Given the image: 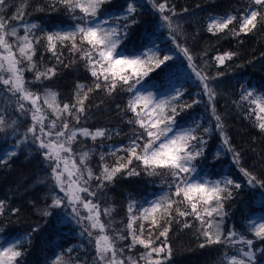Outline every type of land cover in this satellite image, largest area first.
Listing matches in <instances>:
<instances>
[{"label": "trees", "instance_id": "obj_1", "mask_svg": "<svg viewBox=\"0 0 264 264\" xmlns=\"http://www.w3.org/2000/svg\"><path fill=\"white\" fill-rule=\"evenodd\" d=\"M129 2L132 0H107L100 13H112L122 27L126 23L122 17ZM135 2L136 23L127 29V37L120 47L126 53H135L143 46L153 44L159 47L161 57H172L145 77V83L156 89V92H162L165 87L167 89L174 83L182 87L183 95L176 101L179 112L176 116L177 126L192 124L196 127L198 124L200 127L197 135L203 136L206 141L204 154L194 162L197 173L214 177L225 174L242 185L238 190L233 188V197L224 201L223 210L227 213L223 220L224 234L234 230L248 239H254L256 263L263 262L264 240L255 239L247 230V223L258 210H264V188L249 186L240 168L264 181V132L256 127L254 115L247 116L250 105L241 102L240 97L245 89L264 93V22L258 23L247 34L235 35L232 30H239L240 16L246 10H251V0H167L168 8L174 9L176 14L173 16L167 10L164 14L172 16L174 27L179 26L176 32L170 34L169 28L161 20V13L153 8L152 0ZM21 8L22 19L13 20L12 17ZM256 9L264 13V7L256 6ZM75 15L81 14L77 10ZM226 15H234L237 20L223 32L214 34L208 31V24L213 16ZM0 16L10 21V27H17L19 35H24L25 25L37 24L39 27L33 31L40 37L53 32L58 25L79 22L56 0H5V4L0 5ZM133 35L137 36L135 40L132 39ZM173 35L176 37L175 43ZM45 44L46 40L41 39L36 45L33 59L41 71L54 68L55 75L50 79L37 80L35 72L25 71L27 87L41 96L45 90L56 92L61 106L65 103L71 105L75 103L77 84L85 85L84 91H87L88 88H94L95 78L91 76L85 60L80 58V53L70 51V45L58 48L57 55L61 61L58 62ZM177 44L180 45L179 48ZM182 48L188 49L197 70L210 78L208 82L216 93L211 104L204 94L200 80L189 68V61ZM227 52L235 55L219 64L215 57ZM131 96L132 93L126 90V86L118 88L111 95L102 88L94 89L85 100V112L79 123L69 117L72 126L76 128H87L93 132L105 129L109 133L95 141L90 137L78 136L72 146L73 158L77 162L80 152L89 153L88 166L95 175H100L101 154H104V163L113 165L116 157L110 153L127 146L134 137L135 125L128 123L132 113L126 111ZM179 105L191 107L181 109ZM212 105L222 118L223 130L230 145L239 153V164L234 162L233 153L224 146L221 133L215 127ZM25 107V112L17 111L16 97L0 85V115L4 116L8 124L16 121L13 127L0 132V159L6 161L0 163V201L4 203L0 214V245L8 239L24 237L19 245L23 255L17 258L18 264H53L57 256H63L62 264H97L94 242H90L87 234L83 233L82 225L64 221L71 207H51L53 193L58 196L64 194L55 188L51 180V168L42 155L43 150L33 143L31 134L27 133L32 120L31 113L27 112L30 107L27 102ZM204 128H210V131L204 133ZM26 135L28 139L24 141ZM16 143H20L15 151L17 155L9 158L6 155L7 149ZM218 147L221 148L220 154L215 153ZM117 155L126 156V153L120 151ZM129 168H135L140 174L129 176L127 171H123L111 183H106L103 189L97 191L95 198H88L99 202L102 209L113 210L110 216L102 215L101 219L108 225L109 235L121 234L128 237L117 240L118 248L124 250L123 257L130 256L139 261V264H145L139 259L146 251L143 246L136 244L129 248L132 239L126 227L128 205L135 201L138 207H145L157 191L167 188L171 195L174 188L169 187L172 182L170 176H148L136 160H133ZM97 183L98 181L92 180L90 188L96 190ZM44 211H48L50 215H43ZM81 214L86 215V212L81 209ZM184 222H189L192 226L186 228L183 226ZM84 223L87 224L86 221ZM139 223L137 221L134 225L137 230ZM144 223V237H148L151 228L154 240L164 227H168V247L158 256L153 254L154 258L162 260V264H228L231 256L240 257L239 249H246V245L239 243L206 244L205 238L199 234V221L193 216H177L170 225L166 219H162L159 227H152L149 222ZM164 242L165 237H160L154 246ZM201 244L205 246L201 247ZM168 248L171 250L170 255Z\"/></svg>", "mask_w": 264, "mask_h": 264}, {"label": "snow or ice", "instance_id": "obj_2", "mask_svg": "<svg viewBox=\"0 0 264 264\" xmlns=\"http://www.w3.org/2000/svg\"><path fill=\"white\" fill-rule=\"evenodd\" d=\"M56 2L72 13L74 20L79 21L71 30H57L40 37L33 31L39 26L31 24L24 26V35H19L17 27H10V21L0 16V85L16 97L17 111H26L25 102L30 105L27 112L31 113L32 125L28 127L27 133L31 134L33 143L44 150L42 155L51 168V180L55 188L64 194L58 196L53 193L51 207H71L76 223L82 225L83 233L87 234L90 242H94L97 264H139V261L130 256L123 257L124 250L117 246V240L128 237L108 234V225L102 221L101 216H110L113 210L102 209L99 202L88 198H95L97 191L103 189L106 183H111L117 174L123 171H127L129 176L139 175L135 168H129L133 160H136L140 162L142 170L148 176L161 174L170 176L172 182L169 187L174 188L171 195L165 193L156 200L148 202L147 207H138L135 201H131L128 205L129 218L126 227L132 239L129 248L136 244L143 246L146 251L140 256V260L145 264H162V260L154 258L153 254L158 256L168 247L166 243L168 227H164L154 240L151 228L148 237H144V222H149L152 227H159L162 219H166L170 225L177 216H193L199 221V234L205 238L206 244L227 242L231 245L238 243L246 245V249H239L240 257L231 256L228 264H256L254 239H248L234 230L226 235L223 231V220L227 215L223 210L224 201L233 197V188L238 190L242 185L228 177L215 181L195 177L197 169L194 162L204 154L206 141L203 136L197 135L200 127L198 124L194 128L177 127L176 116L179 112L176 101L183 95V90L175 89L173 94L159 97L152 91H141L137 87L145 77L172 57L170 55L161 57L158 50L152 48L140 55L131 56L123 55L118 51L127 37V29L136 23L135 0L127 4L122 17L126 23L122 27L119 25L106 27L105 25L109 24L108 20L99 19L101 7L107 0H56ZM251 3L264 7V0H251ZM4 4L5 0H0V5ZM152 4L153 8L161 13V20L169 28L170 34L176 32L179 26L174 27L172 16L164 14L166 10L171 11L173 16L176 14L174 9L168 8L167 0L161 3L152 0ZM77 10L81 15H75ZM22 16L23 8L19 9L12 19L20 20ZM236 20L237 17L234 15L211 18L208 31L214 34L223 32ZM262 22H264V13L257 9L246 10L240 16L239 30L232 31L235 35L247 34ZM41 39L46 40V49L56 56L58 62H61L60 56L57 55L58 48L70 45V51L74 54L80 53V58L85 60L91 76L95 78L94 88H88L87 91H84L85 85L77 84L75 103L71 105L65 103L61 106L56 92L45 90L41 96L27 87L25 71L35 72L37 80L50 79L55 75L54 68L41 71L33 59L36 45ZM172 39L175 43V35ZM176 46L180 47L179 44ZM181 50L189 61V68L200 80L204 94L208 96L211 104L216 93L208 82L210 78L197 70L187 48ZM234 55L235 53L227 52L218 55L215 59L219 64H223L226 59H231ZM125 86L126 90L132 93L126 111L132 113L128 123L135 125L134 137L127 146L117 148L110 153L116 157L113 165L104 163L105 157L101 154L100 175H95L88 166L89 153L80 152L77 162L73 158L72 146L78 136L90 137L95 141L97 138L108 136L109 133L105 129H96L93 132L87 128H76L72 126L69 117L79 123L81 115L85 112V100L94 89L102 88L111 95L118 88L123 89ZM240 101L250 105L247 116L254 115L256 127L264 132V93L245 89L241 93ZM179 107L183 109L191 105H179ZM212 116L216 121V129L221 133L224 146L233 153L234 162L239 164V153L230 145L223 130L222 118L216 113L214 105H212ZM15 124L16 121L8 124L4 116L0 115V132ZM209 131L210 128L203 129L204 133ZM27 139L26 135L24 141ZM16 147H20V143H17ZM120 151L126 153V156H118L117 153ZM6 155L10 158L17 153L13 151ZM5 162L0 159V163ZM240 172L247 178L249 186L264 188V181L257 179L246 169L240 168ZM92 180L98 181L96 190L90 188ZM3 208L4 203L0 201V214ZM81 209L87 214L82 215ZM43 215L48 216L50 213L44 211ZM85 221L87 224L84 223ZM137 221H140L138 230L134 228ZM183 226L187 228L192 225L184 222ZM247 230L255 239L264 240V217L250 219ZM160 237H165V242L154 246ZM18 244L19 241L0 247V264H18L17 258L23 255L18 249ZM200 246L204 247L205 244ZM170 253L171 250L168 248V254ZM55 264H62L60 256L56 257Z\"/></svg>", "mask_w": 264, "mask_h": 264}, {"label": "rangeland", "instance_id": "obj_3", "mask_svg": "<svg viewBox=\"0 0 264 264\" xmlns=\"http://www.w3.org/2000/svg\"><path fill=\"white\" fill-rule=\"evenodd\" d=\"M251 9H256V5L252 4V5H251ZM214 17L219 18V17H221V16H213L212 18H214ZM99 19H100V20H108L109 24H108V25H105L106 27H107V26H116V25H119V22L116 20L115 16H114L112 13H107L106 15H102V14L100 13ZM75 24H76V23H66V24H63V25H62V24H61V25H58V26H56V27L54 28L53 32H55V31H57V30H62V31H63V30H71V29L74 27ZM119 47H120V46H119ZM150 48H152V49H154V50H158V49H159L158 47H155V46H150ZM148 49H149V48H148ZM146 50H147V49H146ZM146 50H144V51H146ZM118 51H120L121 54H123V55H128V56H131V55H140L141 53L144 52V51H141V52H137V53L127 54V53H124L123 51L119 50V48H118ZM158 52H159V50H158ZM76 80H77V79H76ZM181 88H182V87H181L179 84H175V83H174L173 86H169L167 89H166V87H165V89H163V93H157V92H156V89H154V88H153L152 86H150L149 84H146V83H145V78H144V80L142 81L141 85L139 86V89H140L141 91H152V92L156 93L159 97H166V96H168V95H170V94H173L174 91H175V89H181ZM186 128H194V127H193L192 124H191V125H188L187 127L181 128V129H186ZM16 145H17V143H16V144H11V146L8 147L6 154L9 153V152L16 151V150L18 149V147H16ZM43 151H44V150H43ZM215 153H216V152H215ZM218 153H221V148H220V147L218 148ZM196 169H197V168H196ZM195 177H196L197 179H207V180H210V181H215V180L223 179V178H221V177H214V176H211V175H208V174H203V175H201V174H199V173H197V172L195 173ZM166 189H167V188H166ZM166 189L160 190V191H159L156 195H154V196L152 197V199H150L148 202H151V201L156 200L158 197L164 195L165 193H169V191L166 190ZM147 206H148V203L146 204L145 207H147ZM86 214H87V213H86ZM82 215H84V214H82ZM261 217H264V210L261 211V213H259V214H255V215H254L253 217H251L250 219H252V218L259 219V218H261ZM64 221H65L66 223L70 222V223L76 224V221H75V219L73 218L72 209H71V210L65 215ZM23 240H24V237H21V236L14 237V238H12V239L6 241V243H5L3 246H0V247H4V246H7L8 244H11V243H13V242H17V241H19V244H18V249H19V245L22 244V241H23ZM19 250H20V249H19ZM60 257H61L62 263H64V258H63V256H60ZM255 259H256V257H255ZM261 261H263V263H261V264H264V260L262 259ZM53 264H55V262H54Z\"/></svg>", "mask_w": 264, "mask_h": 264}, {"label": "bare ground", "instance_id": "obj_4", "mask_svg": "<svg viewBox=\"0 0 264 264\" xmlns=\"http://www.w3.org/2000/svg\"><path fill=\"white\" fill-rule=\"evenodd\" d=\"M102 15H106V14H102ZM136 38H137L136 35H133V36H132V39H133V40H135ZM150 46H155V45H153V44H150V45L147 44V45L143 46L142 49L139 50L138 52L144 51V50L150 48ZM155 47H158V46H155ZM158 48H159V47H158ZM158 50H159V54H160V49H158ZM188 125H189V124H188ZM188 125H186V126H188ZM177 127L180 128V129L182 128L181 126H177ZM219 145H220V144H219ZM222 146H223V145H222ZM204 151H205V146H204ZM225 177H228V176H226L225 174H222V175H221V178H225ZM259 213H261L260 210H258V214H259Z\"/></svg>", "mask_w": 264, "mask_h": 264}]
</instances>
